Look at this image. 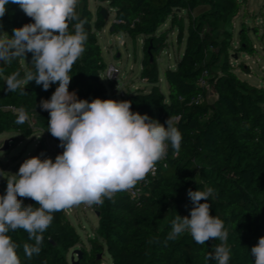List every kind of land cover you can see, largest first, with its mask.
Masks as SVG:
<instances>
[{"label": "trees", "instance_id": "16d2710c", "mask_svg": "<svg viewBox=\"0 0 264 264\" xmlns=\"http://www.w3.org/2000/svg\"><path fill=\"white\" fill-rule=\"evenodd\" d=\"M96 1L107 3L114 10V33L123 32L133 39L143 36L141 76L152 88L148 92L128 90L124 101H131L133 112L148 114L161 124L169 116L178 117L182 141L178 155L174 156L169 148L168 167H160L140 200L119 192L114 203L105 199L97 207L96 238L90 250L82 249L80 264H102L101 255L106 251L112 264H205L204 255L219 241L210 239L205 245H198L188 233L167 244L165 240L172 220L177 215H190L193 204L188 190L207 187L215 192V199H209L210 214L221 218L229 231V264H254L251 248L264 236V84L254 85L243 78L237 69L250 73L248 66L230 61L231 51L250 56L257 51L246 28L239 34L240 47L233 46L235 18L247 0ZM201 6L208 10L196 15ZM6 9L0 18V32L11 36L14 28L34 22L16 4L10 3ZM101 10L99 7L94 17L89 0H80L77 7L78 14L87 21L88 40L85 52L69 73V91L89 102L110 99L102 81L107 64L97 36L106 26L109 12L105 17ZM168 19L170 24L162 29ZM176 28L177 42L185 48L176 66L165 71L166 95L159 85L158 59L170 46L169 35ZM31 59L32 54L28 53L26 60L18 58L0 65V133L15 130L29 137L39 132L36 154L41 156L53 153L48 140L60 144L47 131L49 113L40 107V101L50 99L58 85L45 91L42 85L31 81L25 88L26 95L5 90L7 76L34 70ZM204 72L208 73L207 86L200 84ZM110 84L114 87L113 82ZM210 88L214 89V100L210 99ZM20 109L28 114L23 124L15 123ZM160 163L161 160L157 162ZM6 187L7 179L0 176V195L5 194ZM18 199H23L24 205L39 207L30 198ZM9 235L21 245L22 264H70V250L80 243L77 228L65 210L53 213L50 226L42 234L38 256L28 259L23 253V244L35 243L26 231L17 229Z\"/></svg>", "mask_w": 264, "mask_h": 264}, {"label": "clouds", "instance_id": "9594fccd", "mask_svg": "<svg viewBox=\"0 0 264 264\" xmlns=\"http://www.w3.org/2000/svg\"><path fill=\"white\" fill-rule=\"evenodd\" d=\"M80 0H0V18L8 4H16L34 22L14 28L12 35L0 32V63L26 60L32 54L34 70L13 72L5 79L6 91L26 95L31 81L47 91L57 84L50 99L40 107L49 113L47 131L60 141L62 154L41 159H26L18 172L5 176L4 195H0V264H22L10 231L22 229L35 243L23 244V253L31 259L41 252L42 234L50 226L53 213L80 205L102 206L105 199L115 202L116 194L133 189L164 159L171 148L178 155L182 133L178 117L169 116L164 124L131 110V101L96 98L89 102L69 91L73 64L85 52L87 21L77 12ZM117 73L108 69L107 78ZM28 114L20 109L15 123L23 124ZM166 125V126H165ZM193 207L189 216L177 215L171 223L165 244L188 233L198 245L214 239L212 251L204 255L205 264H229V231L218 216L211 215L209 199L214 189L188 190ZM30 198L39 207L24 205ZM201 201H204L203 203ZM254 264H264V236L251 248Z\"/></svg>", "mask_w": 264, "mask_h": 264}, {"label": "rangeland", "instance_id": "374dc122", "mask_svg": "<svg viewBox=\"0 0 264 264\" xmlns=\"http://www.w3.org/2000/svg\"><path fill=\"white\" fill-rule=\"evenodd\" d=\"M91 2L90 9L94 17H97L99 7H104L109 12L106 26L97 32L107 67L110 64H114L121 69L118 83L124 84L126 91L134 89L150 91L152 85L141 76L142 60L144 57L143 37L139 36L133 39L123 32H111L110 29L115 18L114 10L107 3L99 4L96 0H94V3L93 0ZM168 25L162 26V29L167 28ZM186 26L187 22L185 21V28ZM243 28L247 29L248 36L257 51L253 56L242 53L241 51H231L230 61L235 65L241 62L245 63L250 73H245L240 68L237 69V72L252 84L260 86L264 84V0H247L239 15L235 18L233 41L235 49L240 47L239 34ZM177 34V28L170 33V46L160 54L158 59L160 69L159 85L166 95L168 94V83L165 78V71L170 66H176L177 60L185 48L184 44L179 45L177 42ZM105 71L102 72V78H107ZM102 81L108 88L110 99L124 101L119 94L113 93V87L108 79H102ZM210 92V99L214 100L216 97L214 89L210 88ZM39 136V132H36L29 137H24L20 132L15 130L0 133V170L5 172V176L17 173L19 167L26 159L37 156L36 149L41 140ZM47 144L53 154L48 156L45 153L39 157L41 159L51 158L55 161L56 153L63 150V148L57 146L51 140H48ZM97 207H86L82 204L78 207L70 208L66 212L67 217L76 226L80 236V243L70 250V264L72 256H74L75 260L78 259L77 249L90 250L92 247V241L96 238V228L99 225ZM101 258L102 264H112V258L107 251L101 255Z\"/></svg>", "mask_w": 264, "mask_h": 264}, {"label": "built area", "instance_id": "2783aa9c", "mask_svg": "<svg viewBox=\"0 0 264 264\" xmlns=\"http://www.w3.org/2000/svg\"><path fill=\"white\" fill-rule=\"evenodd\" d=\"M110 68H115L117 73H114L112 78L108 79L110 82L114 83V87H113V93L114 94H119L123 99L126 96V89L124 88V84H120L118 83V80L120 78L121 75V69L114 65V64H110L105 71V76L107 77L108 74V69ZM207 77H208V73L204 72L201 79H200V84L202 86H207ZM201 100V96H199L198 101ZM179 120V118H178ZM53 153H48V156H51ZM160 167L163 168H167L168 167V162L166 160V157L164 159L161 160L160 164H156V172L155 174L158 172V170L160 169ZM154 175H152L151 173L146 177V179L144 181H140L137 183V185L129 190V191H125V193L132 197L135 200H140V198L145 194L146 189L150 186L151 184V179ZM86 207H89L87 205H85ZM93 207V206H91ZM65 212H68V210H65Z\"/></svg>", "mask_w": 264, "mask_h": 264}, {"label": "water", "instance_id": "95a60500", "mask_svg": "<svg viewBox=\"0 0 264 264\" xmlns=\"http://www.w3.org/2000/svg\"><path fill=\"white\" fill-rule=\"evenodd\" d=\"M101 12H102V14H103L105 17L108 16V13H107L106 8L103 7L102 10H101ZM110 30H111V32L114 31V27H113V25L111 26V29H110ZM97 215L99 216V213H98V212H97ZM76 252H77V254H78V259L75 260L74 256H72V258H71V264H80V260H81V258H82V250L77 249Z\"/></svg>", "mask_w": 264, "mask_h": 264}, {"label": "crops", "instance_id": "0c3cea01", "mask_svg": "<svg viewBox=\"0 0 264 264\" xmlns=\"http://www.w3.org/2000/svg\"><path fill=\"white\" fill-rule=\"evenodd\" d=\"M92 0H89V6L91 7V2ZM93 3H94V0H93ZM98 4V3H97ZM208 10V7H206V6H201V7H199L197 10H196V12H195V14L196 15H199V14H201V13H203V12H205V11H207ZM179 13H180V15H186V12L185 11H179ZM170 20L171 19H168V21H167V24H170ZM185 21L187 22V19H185ZM143 37V36H142Z\"/></svg>", "mask_w": 264, "mask_h": 264}]
</instances>
